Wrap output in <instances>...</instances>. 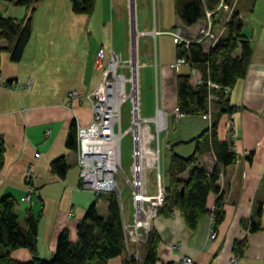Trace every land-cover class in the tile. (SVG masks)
Wrapping results in <instances>:
<instances>
[{
	"label": "crops",
	"instance_id": "obj_1",
	"mask_svg": "<svg viewBox=\"0 0 264 264\" xmlns=\"http://www.w3.org/2000/svg\"><path fill=\"white\" fill-rule=\"evenodd\" d=\"M18 1L0 0V18L19 24L31 19V35L21 59L12 62L8 52L0 54V139L4 143L0 199L14 198L20 218L28 209L38 215L37 255L48 260L54 255L61 232L67 230L70 239L75 240L77 224L96 201L93 193L81 189L76 156L66 148L65 142L72 123L83 127L91 122L89 95L101 78L95 66L96 54L103 51L104 62L118 57L106 45L109 31L102 24L105 14L101 3L92 15L84 16L73 14L69 0H42L29 7L17 5ZM236 9L251 45L250 63L245 77L228 95L235 110L218 119L214 105L209 111L210 125L217 121L219 138L230 143L238 157L235 164L220 170L218 185L223 219L212 237L208 214L192 230L179 211L169 217L156 216L152 222L159 238L156 264H180L185 258H190L192 264H229L234 258L239 264H264V0H238ZM202 25L198 23L181 32L192 39ZM98 39L103 41L99 47L93 42ZM6 48V42L0 40V50ZM172 67L177 70L181 66ZM198 82L201 75L192 71L190 85L194 88ZM70 92L75 94L68 102ZM161 98L162 109L156 112L166 115V132L169 115L178 125L173 142L167 136L165 147L168 150L172 147V153L187 158L195 151V145L185 144L186 141L204 133L210 127L209 121L200 116L192 117L197 121L188 119L187 115L174 117L175 89L161 90ZM231 130L236 134L234 141L230 139ZM146 149L151 150L149 143ZM61 157L67 166L63 179L54 175L50 167ZM198 162L208 170L216 166L211 153L200 156ZM187 176L188 173L181 178ZM29 188L32 206L24 202ZM154 194L150 191L148 195ZM216 198L214 194L208 196L207 210L213 209ZM101 202L95 204L96 209ZM260 205L262 230L250 233L249 222ZM106 206L104 202L103 209ZM122 220L124 225L134 223H127L123 215ZM244 241L246 249L238 258L235 245ZM140 248L138 244H130L108 264H126L128 256L141 262ZM11 258L27 262L30 255L20 249Z\"/></svg>",
	"mask_w": 264,
	"mask_h": 264
},
{
	"label": "trees",
	"instance_id": "obj_2",
	"mask_svg": "<svg viewBox=\"0 0 264 264\" xmlns=\"http://www.w3.org/2000/svg\"><path fill=\"white\" fill-rule=\"evenodd\" d=\"M42 0H19L17 5L29 7ZM97 0H69L71 10L75 15L90 16L93 14ZM238 0H223V5L229 12L219 8L220 0H173L174 11L179 23L184 28H190L198 23H206V14L214 28L220 25L222 34L217 42L203 50V46L191 44L187 49L177 46L176 58L184 59L190 72L201 75V84L194 88L190 85V75H177L176 100L177 109L183 115L206 117L209 115L210 104L217 108V119L230 115L235 109L230 105L228 95L235 84L246 75L252 49L243 31L239 12L236 9ZM33 12V11H32ZM228 13L226 19L220 15ZM225 19V20H224ZM31 35V19L19 24L11 19L0 18V40L7 44L5 50L10 54L12 62H18ZM217 86L220 90L211 88ZM222 90H227L224 94ZM217 121L194 140L195 151L187 158L172 153L167 167V185L165 200L158 210V216L169 217L174 211H179L186 225L192 230L198 221L206 214L214 221L213 230L223 219L221 211L222 194L218 185L222 169L235 164L237 155L231 150V144L221 140L218 134ZM67 149H76V125L72 123L65 142ZM211 153L216 166L208 170L199 165L200 156ZM4 143L0 139V164L2 165ZM54 175L63 179L67 166L63 157L51 164ZM188 173L186 179L181 176ZM210 194L217 198L211 211L207 210L206 202ZM103 200L106 203V216L97 213L95 204ZM17 202L11 196L0 199V264H108L127 250L126 234L120 204L112 193L100 194L95 203L90 206L81 221L76 226V238L70 239L67 230L57 238L55 252L52 258H38L36 241L38 215L28 209L22 218L17 212ZM213 216V217H212ZM261 205L256 209L255 216L250 220L248 230L255 233L262 230L260 219ZM159 238L153 228L149 230L145 243L140 245L142 258L138 262L134 257H127L126 264H156ZM25 249L30 260L16 261L11 254ZM246 249V242L235 245L236 257H241Z\"/></svg>",
	"mask_w": 264,
	"mask_h": 264
},
{
	"label": "rangeland",
	"instance_id": "obj_3",
	"mask_svg": "<svg viewBox=\"0 0 264 264\" xmlns=\"http://www.w3.org/2000/svg\"><path fill=\"white\" fill-rule=\"evenodd\" d=\"M99 3H101L103 7V16L105 14L102 24H104L105 30L107 32L109 31V38L106 41V45L108 48L112 49L118 57L115 74L119 77H124L125 80L127 79L124 83L125 87L122 85L120 88H122V90L123 88L125 89L128 98L120 107V128L119 126H116V132L121 134V148L119 154L121 172L114 176L116 190L107 193H112L117 196L124 220L127 223H131L134 221V189L132 187L134 182L132 174L134 165V147L138 142L137 145L142 150L140 155L145 158L143 164L147 170L145 172L147 175V185L145 183V186H147L149 192L151 191L154 193L157 191L155 187L156 181L154 179L155 167L154 169L152 167L147 168L154 160L152 158L153 156L147 152L146 143H149L151 150L155 151L157 146V136L162 181L161 187L164 189L163 194L165 200L167 167L171 154L165 147V142L167 141V136H169V140L173 142L174 130L175 128L176 130L178 129V125L175 124L176 122L169 115L167 120L168 132H166L165 129L158 134V127L163 126L166 123V115L160 111L156 112V110L158 108L162 109L161 90L164 89L165 91L166 88V92H168V89H171L172 92L175 89L174 82L176 75L189 74L192 76V72H190L189 67L186 66V64L181 65L177 70L172 69V66L176 64L177 61V45L174 42V37L170 33L177 32L178 30L183 31L187 28L181 26L177 19L173 0H97L96 5ZM227 12L226 14L220 15L221 18L226 19L228 15ZM133 27L137 34L135 42L133 40ZM215 29L217 34H222L220 25L216 26ZM193 30H195V28H193ZM92 38L93 36H90V39ZM93 42L99 47L103 41L98 39ZM202 48L204 51L207 49L206 45H203ZM133 51L135 53V73H133L132 67ZM98 53H100V51ZM98 53L96 54L95 60ZM110 74L112 76L115 75L112 73ZM116 75L115 79L117 77ZM1 85L6 86L5 83H2ZM197 85L200 84L197 83L196 86ZM133 92H135V98L133 97ZM73 95L71 99H73ZM71 99L68 100L67 97L68 102H70ZM169 102L172 103V97L169 98ZM212 105L213 104H210V112ZM92 111L93 103L91 102V114ZM183 116L184 115H182V117ZM192 117L194 116H189L188 119H194L197 121L195 119L197 116L195 118ZM205 119L209 121L210 126V116L207 115ZM138 120L141 121L140 124H138ZM78 128L79 126L76 125V149L74 150V154L76 156V165L78 168L80 187L82 189L80 167L77 161ZM141 128L143 139L140 137L141 132L139 130ZM232 131L233 130H231V133ZM235 138L230 137L231 141H234ZM195 139L196 138L186 141L187 143L185 144L193 146L195 145ZM188 146L189 145H184V147ZM232 149L233 147L231 145V150ZM155 164L157 165V163ZM82 190L90 191L85 188ZM107 193L93 192V195L98 198L100 194ZM31 194L27 192L24 197V202H27L32 206L33 200L31 199ZM101 201V204L96 210L100 216L105 217L106 210L103 209L104 201ZM19 206H21V204ZM158 210L153 218H149L150 230L152 229L153 219L158 216ZM133 224L134 223L127 224L126 226L132 228Z\"/></svg>",
	"mask_w": 264,
	"mask_h": 264
},
{
	"label": "built area",
	"instance_id": "obj_4",
	"mask_svg": "<svg viewBox=\"0 0 264 264\" xmlns=\"http://www.w3.org/2000/svg\"><path fill=\"white\" fill-rule=\"evenodd\" d=\"M219 8H222L224 11H230L227 6L223 5V0H220ZM206 17V23L198 30L197 36L192 39L185 37L181 30L170 33L174 37L175 44L177 46H184L185 49L191 44L206 45V48L213 46L221 35L216 33L211 23L209 13L206 14ZM112 59L104 62L105 57L103 51L98 53L95 65L100 71L101 78L96 89L89 95L93 103L91 122L89 125L77 129V161L80 167L81 185L82 189H88L92 193H107L116 190L114 176L121 172V166L119 165L121 134L116 132V126L120 128V107L128 99L125 89H120L122 85L125 87L124 83L127 79L125 80L124 77H119L115 74L117 65L114 71L110 69ZM184 64H186L184 59H178L175 68ZM110 73L115 74L117 76L116 79L115 75L112 76ZM121 79L122 83H120ZM198 84H201V82H198ZM210 87L215 90H220L214 85H210ZM116 88L117 90H115ZM115 91L118 93L117 96L115 95ZM222 92L224 94L228 93L227 90H222ZM73 94L75 93H68V100L72 98ZM173 115L176 118H181L183 114L175 108L173 110ZM140 123L141 121L138 120V124ZM165 129L166 123L158 127L159 132L157 133L159 134ZM230 137H236L234 131H232ZM137 143H134V165L132 169L134 178L132 184L134 189V224L132 228L124 225L127 246L130 245L128 243H134L136 245H143L145 243V239L150 230L149 218H153L156 211L160 209L164 203V189L161 187L158 136L156 150L151 152V150L147 149V152L153 156L152 158L154 160L153 163L147 167H152L153 169L155 167L154 179L156 181L155 187L157 191L154 195H148L149 191L147 186H145V183L147 185V175L145 173L147 170L143 164L145 158L140 155L142 150L138 147ZM155 163H157V165ZM29 193H32L31 188H29ZM210 219V232L213 237L214 221L211 216ZM180 264H192V260L190 258H185ZM229 264H239V261L234 258Z\"/></svg>",
	"mask_w": 264,
	"mask_h": 264
},
{
	"label": "bare ground",
	"instance_id": "obj_5",
	"mask_svg": "<svg viewBox=\"0 0 264 264\" xmlns=\"http://www.w3.org/2000/svg\"><path fill=\"white\" fill-rule=\"evenodd\" d=\"M137 36V34H136V32H135V30H134V27H133V40H134V42H135V37ZM134 42H133V44H134ZM117 65V60H116V57L115 56H113V59H112V61H111V66H110V69L111 70H113L114 71V69H115V66ZM132 66H133V73H135V66H136V64H135V53H134V51H133V58H132ZM134 79H135V76H134ZM121 82L120 83H122V79L120 80ZM121 89V88H120ZM115 90H117V88L115 89ZM135 91V90H134ZM122 93V92H121ZM117 91H115V95L117 96ZM133 94V97L135 96V92H133L132 93ZM135 98V97H134ZM141 133H140V137H141V139H143L142 138V135H143V133H142V129H140L139 130Z\"/></svg>",
	"mask_w": 264,
	"mask_h": 264
}]
</instances>
